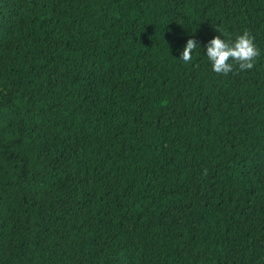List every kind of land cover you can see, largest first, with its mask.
<instances>
[{"label": "trees", "instance_id": "16d2710c", "mask_svg": "<svg viewBox=\"0 0 264 264\" xmlns=\"http://www.w3.org/2000/svg\"><path fill=\"white\" fill-rule=\"evenodd\" d=\"M0 264H264V0H0Z\"/></svg>", "mask_w": 264, "mask_h": 264}, {"label": "clouds", "instance_id": "9594fccd", "mask_svg": "<svg viewBox=\"0 0 264 264\" xmlns=\"http://www.w3.org/2000/svg\"><path fill=\"white\" fill-rule=\"evenodd\" d=\"M219 35L213 36L203 46V52L212 71L218 74H227L233 70L234 65L240 70L251 69L253 60L258 55L250 35L245 32L229 38L227 34L219 28L215 29ZM200 45L196 40L188 38L182 48L178 49V60L189 63L192 60L194 50Z\"/></svg>", "mask_w": 264, "mask_h": 264}]
</instances>
